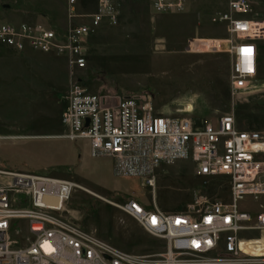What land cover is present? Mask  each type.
Wrapping results in <instances>:
<instances>
[{
	"label": "built area",
	"instance_id": "2783aa9c",
	"mask_svg": "<svg viewBox=\"0 0 264 264\" xmlns=\"http://www.w3.org/2000/svg\"><path fill=\"white\" fill-rule=\"evenodd\" d=\"M121 1L66 0L65 24L57 28L44 22H1L0 45L14 52L35 50L64 59L71 69H84L90 40L119 23ZM187 3L150 0L155 14L183 13ZM212 21L229 36L217 50L229 46L232 98L256 91L257 43L264 41V19L257 18L248 0H230ZM64 101L62 133L50 138L85 141L92 157L112 161L116 177L139 179L152 204L129 198L117 205L71 180L0 166V264H264V254L253 255L242 247L264 236L261 133L240 130L233 113L197 127L189 118L156 113L150 98L94 94L79 83L69 86ZM180 161H190L204 183L224 180L227 201L198 194L183 211L161 210L156 205V170ZM76 189L118 208L163 241V250L126 252L84 230L66 208ZM245 233L259 237L243 239Z\"/></svg>",
	"mask_w": 264,
	"mask_h": 264
},
{
	"label": "rangeland",
	"instance_id": "374dc122",
	"mask_svg": "<svg viewBox=\"0 0 264 264\" xmlns=\"http://www.w3.org/2000/svg\"><path fill=\"white\" fill-rule=\"evenodd\" d=\"M229 1L188 0L183 13L155 14L150 0H122L119 23L90 40L84 69H71L64 59L35 50L14 52L0 45V136L7 138L0 140V166L71 180L117 205L129 198L152 204L139 179L116 177L112 161L92 157L85 141L50 138L62 133L64 96L73 83L94 94L150 98L156 113L189 118L197 127L233 113L240 130L264 136V97L247 91L233 99L229 46L212 49L229 38L212 21L227 10ZM65 3L0 0V23L44 22L57 28L65 24ZM155 176L156 205L165 212L185 210L198 194L227 201L226 182L204 183L190 161L161 166ZM66 208L80 227L123 251L149 255L165 246L118 208L82 190L72 193Z\"/></svg>",
	"mask_w": 264,
	"mask_h": 264
},
{
	"label": "crops",
	"instance_id": "0c3cea01",
	"mask_svg": "<svg viewBox=\"0 0 264 264\" xmlns=\"http://www.w3.org/2000/svg\"><path fill=\"white\" fill-rule=\"evenodd\" d=\"M255 14L263 16L264 19V5H262L258 0H248ZM256 68L257 73L254 79V84H257L256 92L254 97L261 98L264 97V41L257 43V58H256Z\"/></svg>",
	"mask_w": 264,
	"mask_h": 264
},
{
	"label": "bare ground",
	"instance_id": "6f19581e",
	"mask_svg": "<svg viewBox=\"0 0 264 264\" xmlns=\"http://www.w3.org/2000/svg\"><path fill=\"white\" fill-rule=\"evenodd\" d=\"M221 42V41H220ZM219 46V44H217V46H216V48H212L213 50H216L217 49V47ZM199 47H200V45L199 44H197V50H199ZM85 189V188H84ZM85 190H87V189H85ZM88 191V190H87ZM99 196V195H98ZM100 197V196H99ZM261 241V240H260ZM260 241H254L253 243H249V241L248 242H246V244H248V246L247 245H245V243H242V247L244 248V250H246L247 252H249V253H251V254H253V255H257V254H264V244L263 243H261ZM264 241V240H263ZM260 244V245H259ZM244 245V246H243ZM247 246V247H246ZM250 246H252V247H250ZM258 246H261V247H258Z\"/></svg>",
	"mask_w": 264,
	"mask_h": 264
},
{
	"label": "water",
	"instance_id": "95a60500",
	"mask_svg": "<svg viewBox=\"0 0 264 264\" xmlns=\"http://www.w3.org/2000/svg\"><path fill=\"white\" fill-rule=\"evenodd\" d=\"M8 7V6H5V8Z\"/></svg>",
	"mask_w": 264,
	"mask_h": 264
}]
</instances>
